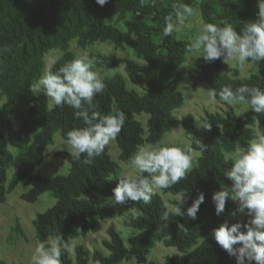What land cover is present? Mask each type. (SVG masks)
Here are the masks:
<instances>
[{
	"label": "trees",
	"instance_id": "trees-1",
	"mask_svg": "<svg viewBox=\"0 0 264 264\" xmlns=\"http://www.w3.org/2000/svg\"><path fill=\"white\" fill-rule=\"evenodd\" d=\"M180 3L197 5L203 23L217 24L216 19L222 20L238 33L245 23L258 19L257 0H198V4L196 0H155V3L153 0H108L104 6L96 0H0V203L20 181L28 186L20 195L23 200L35 202L43 192L54 198L50 207L32 219L38 243L57 235L70 243L94 231L98 220L113 217L108 202L93 198L113 196L116 185L110 177L119 172V165L105 147L91 164L83 162L84 154L76 160L68 151H56L54 155L69 164L66 174L45 177L32 173L42 163L45 147L52 143L55 132L66 139L68 131L86 126L70 106L49 108V99L43 90L37 93L30 90L34 81L43 75V56L51 49L62 52L47 69L57 72L81 56L70 49L71 41L78 48L98 41L126 45L142 61L98 52L88 55L96 58V68L115 69L123 65L128 80L139 88L128 89L125 78L115 73L102 79L104 91L93 99L95 110L103 115L117 110L125 114L124 126L115 142L118 159L128 164L138 146L155 144L171 129L176 121L173 111L183 103V95L176 87L183 79L180 65L187 59L186 47L191 41L162 35L165 17L172 13L173 4ZM255 63L258 72L241 78L236 69L231 75L221 74L222 58L210 63L198 58L196 69L188 78L193 89L200 82H206L209 89L217 92L226 85L234 90L241 85L264 88V60ZM140 113L147 115L146 133L135 118ZM204 115L211 128L203 138L190 113L181 117L184 134L200 154L184 179L161 189L163 193H185V202H174L179 203L185 214H172L157 193L148 204L128 201L124 205L132 213L124 224L136 229L128 237V246L122 243L111 224L106 229L108 238L102 240L106 254L98 248L90 253L78 243L73 247L74 259L62 252L61 264H90L89 260L94 264L122 261H129L127 264H236L235 257L218 245L213 233L207 234L224 222L243 224L250 218L245 214L233 216L238 202L231 199L226 201L224 212L216 215L212 195L231 186L225 174L233 161L225 153L237 147L247 149L253 140L250 126L254 123L264 136V115L249 108L242 116L207 111ZM195 140L205 145L203 151ZM9 146L19 149L18 152L13 155ZM11 166L14 171L7 182L6 171ZM200 192L205 198L193 220L187 217L186 210ZM165 211H169L167 221L162 219ZM15 224V230L21 232L17 221ZM156 241L175 247L178 253L166 256L163 263L146 262ZM0 264L8 263L0 259Z\"/></svg>",
	"mask_w": 264,
	"mask_h": 264
},
{
	"label": "clouds",
	"instance_id": "clouds-1",
	"mask_svg": "<svg viewBox=\"0 0 264 264\" xmlns=\"http://www.w3.org/2000/svg\"><path fill=\"white\" fill-rule=\"evenodd\" d=\"M108 0H96L104 6ZM155 3V0H153ZM258 19L245 23L241 32H237L230 24L221 25L202 23L200 33L186 47V53L203 58L205 62L223 59L224 62L235 61L240 67L246 62L264 60V0H257ZM196 15V9L187 4H173L172 13L165 17L162 35L167 37L178 28L190 26L189 18ZM7 51V48L3 49ZM96 58L81 55L63 65L57 72L45 70L42 76L31 87L33 93L43 90L51 106L68 105L75 111V116L82 119L85 127L75 128L67 132L66 144L70 154L80 160L86 156L85 164H91L100 156L105 147L116 139L125 123L122 111L103 115L95 110L93 99L104 91L105 84L97 71H94ZM207 95L213 101L217 96L227 105L245 103L256 114L264 115V88L241 85L235 90L224 86L219 92L209 89ZM205 129L211 125L203 126ZM195 144L204 150L200 140ZM194 148L192 143L179 146L140 145L130 157L128 164L138 170L136 176L121 174L116 187L112 190L111 199L115 204L123 205L128 201L151 202L156 189H166L179 183L193 167ZM233 163L225 176L231 181L229 188L214 192L212 200L216 215L225 210L228 199L238 202L232 213L245 214L250 219L247 223L224 222L213 229V236L218 245L235 257L236 264H264V137L253 140L247 149L237 147L230 155ZM147 175H144V174ZM112 177L111 179H113ZM110 179V180H111ZM183 197L179 203L183 202ZM204 193L200 192L187 207V217L195 220L200 205L204 202ZM171 207V213L183 216L181 207ZM169 211L163 213L162 219L167 221ZM166 226V225H165ZM243 229V230H242ZM187 230V229H186ZM72 245L60 235L50 241L38 243L32 256L33 264H61L62 252L71 253Z\"/></svg>",
	"mask_w": 264,
	"mask_h": 264
},
{
	"label": "rangeland",
	"instance_id": "rangeland-1",
	"mask_svg": "<svg viewBox=\"0 0 264 264\" xmlns=\"http://www.w3.org/2000/svg\"><path fill=\"white\" fill-rule=\"evenodd\" d=\"M196 2L198 4V0H196ZM191 6L196 9V15H194L192 18H189L190 26L178 28L177 31L173 32L172 36L176 38L187 39L193 42L195 40V37L200 33V28L203 21L200 18L198 6L194 5V3ZM221 21L222 20L216 19V23L223 26L221 24ZM224 24L226 23L224 22ZM70 49L80 55L88 56L91 52H98L101 54H114L120 57H130L137 62H142L126 45L116 46L110 42L97 41L85 48H78L75 44V41L73 40L70 42ZM61 54L62 52L59 49H51L43 56V73L46 69H49L51 67L52 63ZM197 63L198 57L192 56L190 59L187 55L186 61L180 65V69L183 71L184 75L183 79L179 81L176 88L183 95V103L180 107L174 109L173 111L176 121L173 123L171 129L166 132L161 140H159L155 144L143 143L141 145L184 146L185 144L189 143V139L184 134L183 128L180 124L181 117L187 113H190L194 117L199 134L203 138L206 136L207 131V129L203 128V126L208 125L205 120V111L219 113L221 115L234 114L236 116H242L243 113L248 109L245 103L227 105L225 102L220 101L218 98L213 101L207 95L209 88L206 82L198 83L196 88L193 89L188 78V74L195 71ZM93 69L94 71L98 72L101 79L110 77L115 73H119L125 78V84L128 89L139 90V88L132 84L126 77V74L123 70V65H120L115 69H102L96 68L95 66ZM234 69L237 70V75L241 78H246L250 74L258 72L256 63H253L251 61L246 62L244 67H240L235 61L224 62L222 59V68L220 71L221 74L231 75ZM39 78L34 81V84ZM47 105L49 108L52 107L49 103V100ZM135 118L140 121L143 130L146 133L147 115L144 113H140L136 114ZM250 127L253 130V140L264 137L259 131L256 123H254ZM106 148L111 159L119 165L118 174L116 176H112L114 177L113 179H111L112 177H110L111 181L115 185H117L118 183V179L115 177L120 176L121 174H128L132 176H136L138 174V170L130 166H126L127 164L121 162L118 159L119 149L116 145L115 140L111 141L106 146ZM8 150L13 155H15L19 149L9 146ZM60 150L70 152V148L66 144V139L62 138L59 132H55L53 134L52 143L48 144L45 147L44 159L42 163L39 166L35 167L32 173L45 177H50L56 174H66L69 164L66 162V160L58 158L54 155L56 151ZM233 152L225 153V156L230 157ZM199 154V151L194 150L193 165L195 164L196 158L199 156ZM13 171V166L7 169V182L11 178ZM27 189L28 186L25 184V182L20 181L12 191L6 194L4 201L0 203V259H3L8 264H33L32 256L34 254L36 246L38 245V242L32 226V219L37 213L43 212L54 203V198L50 196L48 192L41 193L35 202H27L23 200L20 195ZM155 193L159 194L169 206H175L174 202H180L181 198L183 197V195L180 193H163L161 189H156ZM111 197L112 196H98L93 199L101 202H108L113 209V217L109 219L98 220V225L94 231H90L84 236L80 235L70 241L72 247H74L75 244L81 243L89 250L90 253H92L93 249L98 248L106 254L107 250L102 246V240L108 238L106 229L111 224L119 234L122 243L125 246H128V237L135 233L136 229L127 226L126 224H124V222L127 221L128 216L132 213V210L126 208L124 204H115ZM186 199L187 196L185 195L183 198V202H185ZM169 209H171V207H169ZM238 214L241 213H237V215ZM16 221L19 224L21 232L15 230ZM212 233L213 232L210 231L207 236H210ZM51 239L53 238L49 237L48 241H50ZM176 253H178V251L175 247L165 246L161 241H156L149 254L147 255L146 262L155 261L163 263L166 256H170ZM69 255L72 259H74V251L69 253ZM89 261L90 264H94L91 260ZM131 262H134V260L132 259ZM127 263H129V261H122L118 264Z\"/></svg>",
	"mask_w": 264,
	"mask_h": 264
}]
</instances>
